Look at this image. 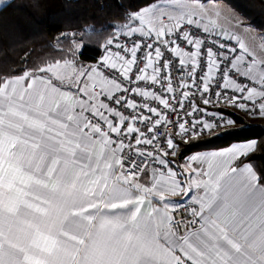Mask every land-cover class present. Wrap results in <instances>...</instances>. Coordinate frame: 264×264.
I'll use <instances>...</instances> for the list:
<instances>
[{"label": "snow or ice", "instance_id": "obj_1", "mask_svg": "<svg viewBox=\"0 0 264 264\" xmlns=\"http://www.w3.org/2000/svg\"><path fill=\"white\" fill-rule=\"evenodd\" d=\"M125 19L95 66L73 48L0 75V264H264V175L245 159L256 142L191 157L219 171L186 183L166 130L187 142L235 125L201 119V103L264 118V34L201 0H149ZM177 58L187 79L174 83ZM181 194L187 215L169 198Z\"/></svg>", "mask_w": 264, "mask_h": 264}, {"label": "trees", "instance_id": "obj_2", "mask_svg": "<svg viewBox=\"0 0 264 264\" xmlns=\"http://www.w3.org/2000/svg\"><path fill=\"white\" fill-rule=\"evenodd\" d=\"M221 1L264 33L262 0ZM149 0H13V6L0 12V75H19L47 61L71 58L75 48L77 64L93 63L107 39L126 22V14ZM166 3L167 0H153ZM105 28L110 29L105 31ZM62 33L69 35L61 39ZM74 34V38H73ZM229 126L207 137L178 143L172 158L175 169L195 154L222 151L232 144L255 141L256 149L245 159L264 175V118L248 119L226 110Z\"/></svg>", "mask_w": 264, "mask_h": 264}, {"label": "built area", "instance_id": "obj_3", "mask_svg": "<svg viewBox=\"0 0 264 264\" xmlns=\"http://www.w3.org/2000/svg\"><path fill=\"white\" fill-rule=\"evenodd\" d=\"M200 35H202V36L204 35L202 30L200 32ZM208 38H209V40L215 38L216 40H218V41H220L222 43H225L226 45H229V46H235V44H236L235 40H232V39H223V40H221L220 36H215V37L209 36ZM121 40L123 42V38H121ZM104 45H105V43L102 45L97 59L93 63L89 64L90 66H95L96 64H98L100 62L102 55H104ZM174 63H176V68H174L172 70L173 71V77H174V83H178L181 75H183L184 78L187 79V73H180L178 71V69H179L178 58L174 61ZM197 75H199V73H197ZM229 95H231L230 92H229ZM137 99L139 100L140 98L137 97ZM153 106H156V105L153 104ZM200 107L201 108H207L208 112L211 113V115H202L201 114L200 118L203 119V120H207V121H213V120L219 121L221 117L223 118V120L229 119L228 116L225 113L226 110L234 111V112H236V113H238V114H240L243 117L248 118V119H257V118H259L258 116L257 117H252V116L245 115V113L241 109H238V108L233 107L231 105H226L223 102L218 103L215 106H213V105H203L201 103ZM172 118H174V117H172ZM186 119L191 120L192 117H187ZM186 127H187V125H186ZM141 128L143 130V126H141ZM162 128H163V126H162ZM222 129H224V128H218L213 133H216V132H218V131H220ZM166 130H167L168 133H171V134L174 135L175 142L177 144L181 143V142H185V140L182 139L180 136L175 135V133L177 132V128L173 127L171 124H169L167 126ZM207 136H209V135L205 134L203 136H198V137H207ZM160 139H161V142H162L161 146L166 147V144L163 143V132L160 133ZM141 147H144V146L141 145ZM172 158H173L172 156H169L167 159H169L172 162L170 166L174 169V164H173ZM150 167H153V165L150 164ZM154 167H159V166L158 165H154ZM188 206L195 207L196 205H194L193 203L185 204V207H182L179 210V214L187 215V212L185 211V208L188 207ZM179 214H178L177 218H179Z\"/></svg>", "mask_w": 264, "mask_h": 264}, {"label": "rangeland", "instance_id": "obj_4", "mask_svg": "<svg viewBox=\"0 0 264 264\" xmlns=\"http://www.w3.org/2000/svg\"><path fill=\"white\" fill-rule=\"evenodd\" d=\"M264 2V0H262ZM210 3V5H209ZM205 4L209 5V6H216V5H219V7L221 8H230L232 10V12L234 14H236L237 16L243 18V23L244 24H249L248 21L242 17L240 14H238L236 11H234L231 7H229L226 3L224 2H221V1H209V2H205ZM205 24H208L209 28L211 29L212 28V24L209 23V21L207 19H205ZM251 25V24H249ZM252 29L254 30L253 34L254 35H262L264 34L263 32L259 31L255 26L251 25ZM231 34V33H230ZM244 39H247L246 37H244ZM260 118V117H259ZM216 152V151H215ZM212 152H204V153H201V154H195L193 156H207L208 154H210ZM193 156H190L183 164L182 166L184 165H187V167H180V171L183 173V175L181 176V179L184 180L186 183L188 182L187 181V175L189 173H191V169L192 168H198L200 169L201 171H209V169L212 167V168H215L218 164V160H215V159H209L207 160L205 163H203L205 160H192L191 157ZM187 174V175H186ZM196 175L193 174V179H196Z\"/></svg>", "mask_w": 264, "mask_h": 264}, {"label": "crops", "instance_id": "obj_5", "mask_svg": "<svg viewBox=\"0 0 264 264\" xmlns=\"http://www.w3.org/2000/svg\"><path fill=\"white\" fill-rule=\"evenodd\" d=\"M13 0H11V2H12ZM4 2H6V0H0V6H2L3 5V3ZM203 3V2H202ZM209 5H210V3H209ZM205 23V22H204ZM230 34V33H229ZM231 35V34H230ZM237 143H235V144H232L230 147H232V146H234V145H236ZM229 148V147H228ZM227 148V149H228ZM227 149H225V150H227ZM222 151H224V150H222ZM216 152H220V151H216ZM213 153V152H212ZM207 160H205L203 163H205ZM218 165L220 164V161L218 160V163H217ZM218 165L215 167V168H210L209 169V172H217V171H219V168H218ZM174 169H175V167H174ZM187 175V174H186ZM193 195H195V190H193L192 192H190L189 193V197H191V196H193ZM171 200H173V201H183L184 202V204H187V203H193L192 202V200L191 199H189L188 197H183L182 196V194L181 195H179V196H174V197H169Z\"/></svg>", "mask_w": 264, "mask_h": 264}]
</instances>
